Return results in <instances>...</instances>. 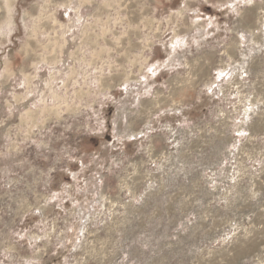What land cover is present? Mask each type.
Here are the masks:
<instances>
[{"label":"rangeland","instance_id":"1","mask_svg":"<svg viewBox=\"0 0 264 264\" xmlns=\"http://www.w3.org/2000/svg\"><path fill=\"white\" fill-rule=\"evenodd\" d=\"M0 264H264V0H0Z\"/></svg>","mask_w":264,"mask_h":264}]
</instances>
